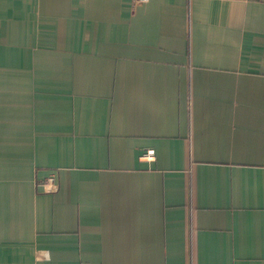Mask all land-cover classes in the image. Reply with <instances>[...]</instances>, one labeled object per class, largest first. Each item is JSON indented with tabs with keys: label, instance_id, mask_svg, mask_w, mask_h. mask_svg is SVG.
I'll use <instances>...</instances> for the list:
<instances>
[{
	"label": "crops",
	"instance_id": "crops-1",
	"mask_svg": "<svg viewBox=\"0 0 264 264\" xmlns=\"http://www.w3.org/2000/svg\"><path fill=\"white\" fill-rule=\"evenodd\" d=\"M0 264H264V0H0Z\"/></svg>",
	"mask_w": 264,
	"mask_h": 264
},
{
	"label": "built area",
	"instance_id": "built-area-1",
	"mask_svg": "<svg viewBox=\"0 0 264 264\" xmlns=\"http://www.w3.org/2000/svg\"><path fill=\"white\" fill-rule=\"evenodd\" d=\"M135 1H136V0H135ZM138 1H146V0H138ZM152 158H153V153H152V151H150V150L146 151V152L141 156V159H144V160H150V159H152ZM54 184H55L54 178H53V177H49V178L47 179V189H48V191H52V188H53V187L55 188Z\"/></svg>",
	"mask_w": 264,
	"mask_h": 264
}]
</instances>
